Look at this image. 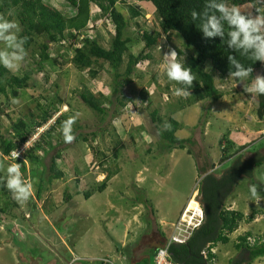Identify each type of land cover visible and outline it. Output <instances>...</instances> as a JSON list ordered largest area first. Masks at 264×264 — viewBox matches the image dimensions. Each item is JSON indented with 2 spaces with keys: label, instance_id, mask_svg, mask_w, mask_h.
<instances>
[{
  "label": "rangeland",
  "instance_id": "374dc122",
  "mask_svg": "<svg viewBox=\"0 0 264 264\" xmlns=\"http://www.w3.org/2000/svg\"><path fill=\"white\" fill-rule=\"evenodd\" d=\"M45 2L64 14H74L64 0ZM254 5L264 15V0H256ZM116 7L128 18L125 37L131 39L129 52L137 54L143 47V42L138 40V29L161 32L154 7L139 0H120ZM130 7L139 11V16L131 18ZM251 8L250 4L244 6L246 11ZM90 15V22L79 33L74 46L79 47L83 37H89L109 48L110 21L94 4L90 5ZM8 17L9 14L3 18L8 20ZM10 21L16 19L11 17ZM20 30L19 26L11 28L0 36V64L6 58L10 73H28V88L20 90L16 97L9 89L6 96L0 94V134L7 136V130L18 119L35 121L41 112L38 105H43L55 110V114L30 135L27 146L38 140L56 117L62 119L65 115L63 124L73 118L74 139L66 142L63 126L57 123L51 131L56 147L47 154L38 152L48 166L51 157L61 150L57 164L63 172V178L53 180L40 200L35 197L38 177H32L27 164L26 171L19 168L18 177L28 190L27 197L7 187L17 175L8 169L20 164L12 157L0 155V209L11 201L16 203L10 212H0V264H66V261L100 264L104 258L112 264H131V255L133 260L145 257L139 264H148L151 250L167 240L182 208L187 207L186 215L197 208L189 200L200 206L197 189L204 176L200 168L206 167L207 173L217 176L238 159L240 164L235 169H241L242 174L226 199L225 208L238 210L245 217L252 211L257 214L249 222H240L229 234V242L217 243L211 252L216 256L214 264H228L240 256L243 264L250 263L247 254L236 251L234 244L246 232L251 233L250 243L264 237V163L253 167L250 176L244 173L245 160L264 156V118L257 117L254 101L242 91L247 76H222L207 64L206 69L222 97L214 102L189 103L192 92L188 96L175 94L176 90H184L167 77V63L175 59L185 64L192 52L184 47L179 36L170 33L161 36V42L150 52L151 59L135 66L132 84L121 91L125 100L132 101L121 107L113 93V71L108 63L99 60L93 64L96 76L88 69L77 70L69 60L73 51L66 48L71 39H66L49 44L50 55L58 59L57 64L44 63L39 67L38 44L43 39L36 37V44L32 43L24 52L16 42ZM68 34L65 36L70 37ZM8 36L15 39H5ZM173 52L175 57L171 55ZM17 56L21 59L17 60ZM124 67L123 64L120 73ZM85 89L102 102L105 114L95 113L84 104L80 93ZM153 111H157L163 122L172 118L180 123L175 135L187 140L185 148L171 151L166 148L160 137L163 126L152 119ZM224 135L233 143L229 151L233 157L221 162L225 143L220 140ZM103 167L118 172L107 181L105 190L98 192L96 187L107 175ZM1 183H5L4 190ZM252 186L256 197L251 194ZM89 189L94 190L86 199L83 192ZM250 264H264V256Z\"/></svg>",
  "mask_w": 264,
  "mask_h": 264
},
{
  "label": "trees",
  "instance_id": "16d2710c",
  "mask_svg": "<svg viewBox=\"0 0 264 264\" xmlns=\"http://www.w3.org/2000/svg\"><path fill=\"white\" fill-rule=\"evenodd\" d=\"M64 1L67 6L74 10V14H64L47 4L45 0H0V16L5 17L9 14L8 20L14 17L21 28L16 42L24 52L32 43L36 44V37L43 39L38 44L39 67H42L44 63L54 66L58 62L56 57H51L49 44L71 39L69 46L66 48H69L68 50L72 49L73 55L69 60L77 70L83 71L88 69L92 76H96L97 71L92 68L93 64L99 60L108 63L113 71V93L119 105L123 107L126 103H131L132 101L131 98L125 100L121 91L124 87L132 84L131 75L135 66L152 58L150 52L161 42L162 35L174 33L181 38L184 47L192 52L184 64L185 67L191 68L195 78L192 82V87L186 89L182 82H178L182 90L192 92L187 100L189 103L203 100L214 102L222 97V93L215 87L213 76L206 69L207 64H210L211 68L222 76H233V73L242 69L252 68V72L247 75L242 91L248 99L252 98L254 101L253 106H255L257 117L260 120L264 118V94H258L254 87L256 77L264 75V61L255 59L257 53L255 47H249L240 43L243 40V34L240 35L235 44L231 43L230 32L237 29L234 25H230L228 20L223 18L222 14L214 7L217 4H223L229 11L235 7L246 18L255 19L257 16H264L254 5L256 0H139L153 5L154 14L161 32L150 33L145 29H138V40L143 42V47L137 54L129 52L131 39L125 37L128 18L116 7L120 0ZM91 4L96 5L103 17L111 23L112 37L109 48L102 47L95 39L89 37H83L79 47L74 46L79 33L87 27L91 20ZM246 4L251 5L250 11L244 10ZM129 11L131 18L139 16V11L134 8L130 7ZM193 12L196 13L195 17L192 15ZM212 16L217 18L222 34L207 37L204 34L203 26L207 24L208 19ZM72 30L75 33H72ZM66 33H69L70 37H66ZM254 35L264 37V25H261L260 32ZM180 53L179 51L178 54ZM58 55L63 56L62 53ZM229 57H232L240 67L238 68L237 64H233ZM123 64L125 66L124 71L120 73L119 69ZM28 80V73L12 74L7 67L0 64V94L6 96L7 89H9L11 94L16 97L20 90L28 88ZM80 97L84 104L93 112L101 115L105 114L102 102L97 100L89 90L85 89L81 92ZM38 108H40L41 112L35 116V121L33 118L30 121L18 119L7 130V132L9 131L7 136L0 134V155L2 158L10 157L13 151L23 145L34 131L47 123L55 114V110L44 108L43 105H38ZM151 117L163 126L160 129V137L167 144L166 148L168 150L171 151L176 147L185 148L187 140L179 139L175 135L181 128L180 123L172 118H169L167 123L163 122L158 117L157 111H153ZM65 118L66 115L62 117V119ZM62 119L61 117H56L54 124L46 129L38 140L24 151L23 160L17 159V163L20 164V170L26 171L30 167L29 171L32 177H38L35 185V197L39 200L53 180L63 178V172L58 168L57 164V161L61 159V150L51 157L48 166L44 165L42 156L38 153L47 154L48 151L56 147L53 144L51 131L57 123L63 126ZM70 134L73 135V132H70ZM83 141L86 142V139L83 138ZM223 142L225 145L222 147L221 153L223 155L219 160L221 162L233 157L229 154V151L233 148V143L225 135L220 140V143ZM99 154L104 157L103 153ZM117 155V152H115L114 156L117 157ZM245 161L247 163H242H246L244 173L250 176L253 167L263 165L264 156H255ZM101 164L100 166H103ZM239 164L240 161L238 159L231 167L217 176L214 173H207L208 169L206 167L200 168L204 176L200 180L197 193L203 213V221L185 243L170 245L168 253L173 262L179 264H214L216 256L211 252L213 246L217 243H228L229 234L237 229L239 223L243 221L249 222L257 214V211H252L249 216L245 217L238 210L225 208V201L233 193L234 187L242 174L241 169H235L236 165ZM102 171L107 172V175L104 181L96 187L98 192L105 190L107 181L117 174L118 169L111 171L110 167H103ZM1 188L5 189V183H1ZM93 190L84 191L83 196L86 199L90 198ZM65 196L67 198L69 194L66 193ZM67 199H70V196ZM189 201L190 205L197 206L195 200L191 199ZM13 207H16V203L11 201L1 208L0 212H10ZM186 219L187 215L183 220ZM250 237V232L238 236L234 247L236 251L247 254L248 260L251 263L255 258L264 256V237L256 238L253 240V243H250ZM203 251H206L205 257L202 255ZM154 253L155 250L152 251V254ZM242 261L243 259H233L228 264H243L244 261L243 263ZM100 264L108 263L100 262Z\"/></svg>",
  "mask_w": 264,
  "mask_h": 264
},
{
  "label": "clouds",
  "instance_id": "9594fccd",
  "mask_svg": "<svg viewBox=\"0 0 264 264\" xmlns=\"http://www.w3.org/2000/svg\"><path fill=\"white\" fill-rule=\"evenodd\" d=\"M214 7H216V9L222 14L223 18H226L228 20L230 25H234L237 29L235 31L230 32L231 43L235 44L237 39L240 37V35L243 34V40H241L240 43L242 45H246L249 47H255L257 50L255 59L264 61V37H262L260 35H254L255 33L260 32V26L264 25V16H257V18H255V19H250V18H246L235 7H233L230 11L223 4H217ZM192 15H193V17H195L196 13L193 12ZM17 27H18V25L16 22L10 21V20H4L3 16H0V36H2L3 33L7 32L9 29L17 28ZM203 31L207 37H212V36L222 34L221 26H220V24H219V22L215 16H212L211 18L208 19L207 24L203 26ZM5 39L11 41V40L15 39V37L14 36H8V37H5ZM171 55L173 57H175L174 52L171 53ZM15 58L17 60L21 59V57H19V56L15 57ZM229 59L231 60V62L233 64H237V62L232 57H229ZM3 66L4 67H10V62L6 58L3 61ZM237 67L238 68L240 67L239 64H237ZM251 72H252V68H248L246 70L242 69L241 71L233 73L232 75L233 76H239V77L243 78ZM167 77L170 80L182 82L186 89H190L192 87V82L195 79L193 74H192L191 68L185 67L183 63H181L175 59H172L171 61H169L167 63ZM254 87H255V91L258 94H264V75H258L256 77ZM175 94L188 96V95H190V92L189 91L181 92L179 90H176ZM72 123H73V118L70 117L69 119H67L64 122L63 127H62V130L64 133V138H65L66 142H71L74 139V136L70 134ZM29 146H31V145H29ZM29 146H27V144L25 142L17 150L13 151V152H17L16 153L17 157L12 156L13 152L11 153L10 157L14 158L15 160H17V159L23 160L24 151ZM21 149H23V152L20 155V153L18 151H20ZM19 155H20V157H18ZM19 168H20V165H13L12 167H10L8 169V171L10 173H16L17 175H16V177H13L8 182L7 187L16 189L20 194H23L26 198L27 194H28V190L24 186L21 185V182L18 178L19 177ZM250 191H251L252 196L256 197L257 194H256L255 186H252ZM186 208H184V209H186ZM197 208H199L201 210L198 203H197ZM183 210H182V212H183ZM201 212H202V210H201ZM202 221H203V213H202ZM202 221H201V223H202ZM198 227H196L195 229H197ZM70 264H72V263H70Z\"/></svg>",
  "mask_w": 264,
  "mask_h": 264
},
{
  "label": "built area",
  "instance_id": "2783aa9c",
  "mask_svg": "<svg viewBox=\"0 0 264 264\" xmlns=\"http://www.w3.org/2000/svg\"><path fill=\"white\" fill-rule=\"evenodd\" d=\"M18 152L21 155L23 149ZM16 153L17 152H13L12 156L17 157ZM20 155L18 157H20ZM185 211L186 209H184L179 219L172 225L171 233L167 240L163 243V245L155 249V253L152 256V264H179L173 262L169 257L168 249L170 245L185 243L192 235L193 230L198 227L202 221V212L199 208H196L195 211L187 214L189 221L183 220ZM202 255L204 257L206 256L205 251L202 252ZM101 260L104 263L112 264L111 261L106 258Z\"/></svg>",
  "mask_w": 264,
  "mask_h": 264
},
{
  "label": "crops",
  "instance_id": "0c3cea01",
  "mask_svg": "<svg viewBox=\"0 0 264 264\" xmlns=\"http://www.w3.org/2000/svg\"><path fill=\"white\" fill-rule=\"evenodd\" d=\"M185 208H186V207H185ZM182 210H183V208H182ZM182 210H181V212H182ZM183 211H184V210H183ZM181 212H180V214H182ZM180 214H179V217H180ZM179 217H178V219H179ZM178 219H177V220H178ZM177 220H176V221H177ZM186 220L189 221L188 218H187ZM176 221H175V222H176ZM153 251H154V249H153ZM151 253H152V250H151ZM79 254H80V253H79ZM87 255H88V254H87ZM152 255H153V254H152ZM130 257H131V259H132L131 264H139L140 261L146 259L145 257H141V258H139V259L133 260V259H134V258H133L134 256L131 255ZM151 257H152V256H151ZM65 260H66V259H65ZM68 262H69V261H66V264H67ZM149 262H152V259L150 260V257H148V263H149Z\"/></svg>",
  "mask_w": 264,
  "mask_h": 264
},
{
  "label": "flooded vegetation",
  "instance_id": "af4514ba",
  "mask_svg": "<svg viewBox=\"0 0 264 264\" xmlns=\"http://www.w3.org/2000/svg\"><path fill=\"white\" fill-rule=\"evenodd\" d=\"M235 259H242V258H241V256H240V257H238V258H235ZM242 263H243V261H242Z\"/></svg>",
  "mask_w": 264,
  "mask_h": 264
},
{
  "label": "water",
  "instance_id": "95a60500",
  "mask_svg": "<svg viewBox=\"0 0 264 264\" xmlns=\"http://www.w3.org/2000/svg\"><path fill=\"white\" fill-rule=\"evenodd\" d=\"M121 247V246H120Z\"/></svg>",
  "mask_w": 264,
  "mask_h": 264
}]
</instances>
